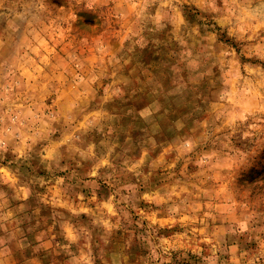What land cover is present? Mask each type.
<instances>
[{
    "label": "rangeland",
    "instance_id": "obj_1",
    "mask_svg": "<svg viewBox=\"0 0 264 264\" xmlns=\"http://www.w3.org/2000/svg\"><path fill=\"white\" fill-rule=\"evenodd\" d=\"M0 264H264V0H0Z\"/></svg>",
    "mask_w": 264,
    "mask_h": 264
}]
</instances>
